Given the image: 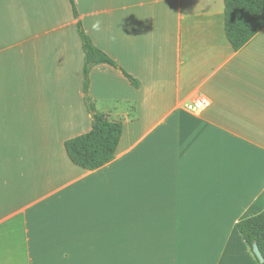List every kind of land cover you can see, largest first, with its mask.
<instances>
[{
	"label": "crops",
	"instance_id": "obj_1",
	"mask_svg": "<svg viewBox=\"0 0 264 264\" xmlns=\"http://www.w3.org/2000/svg\"><path fill=\"white\" fill-rule=\"evenodd\" d=\"M75 4L119 67L88 95L70 0H0V264H258L238 224L264 211V29L236 51L224 0ZM90 103L123 123L94 171L65 149Z\"/></svg>",
	"mask_w": 264,
	"mask_h": 264
},
{
	"label": "trees",
	"instance_id": "obj_2",
	"mask_svg": "<svg viewBox=\"0 0 264 264\" xmlns=\"http://www.w3.org/2000/svg\"><path fill=\"white\" fill-rule=\"evenodd\" d=\"M70 2L78 21L77 27L85 54L83 90L88 95L92 68L101 64L119 67L106 53L94 46L79 20L75 0ZM224 3L226 36L234 50L239 51L264 29V0H224ZM123 73L132 85L139 87L138 80L125 71ZM89 108L94 118L93 129L66 141L65 149L76 166L94 171L114 160L123 133V123L112 122L106 115L96 113L91 103ZM238 230L252 254L254 255L253 246L256 242L264 257V211L239 222ZM256 260L261 264L257 258Z\"/></svg>",
	"mask_w": 264,
	"mask_h": 264
},
{
	"label": "built area",
	"instance_id": "obj_3",
	"mask_svg": "<svg viewBox=\"0 0 264 264\" xmlns=\"http://www.w3.org/2000/svg\"><path fill=\"white\" fill-rule=\"evenodd\" d=\"M211 100L200 94L195 97V99L186 106V109L194 114H202L204 111L211 107Z\"/></svg>",
	"mask_w": 264,
	"mask_h": 264
},
{
	"label": "water",
	"instance_id": "obj_4",
	"mask_svg": "<svg viewBox=\"0 0 264 264\" xmlns=\"http://www.w3.org/2000/svg\"><path fill=\"white\" fill-rule=\"evenodd\" d=\"M95 122H97V121L95 120ZM253 253H254L255 257L258 259V261L261 264H264V257H263V255L260 251V248L256 242L254 243V246H253Z\"/></svg>",
	"mask_w": 264,
	"mask_h": 264
}]
</instances>
